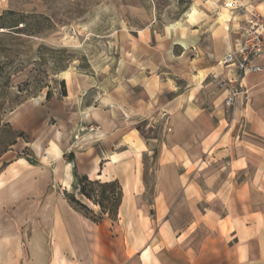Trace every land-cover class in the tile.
Instances as JSON below:
<instances>
[{"label": "crops", "instance_id": "obj_1", "mask_svg": "<svg viewBox=\"0 0 264 264\" xmlns=\"http://www.w3.org/2000/svg\"><path fill=\"white\" fill-rule=\"evenodd\" d=\"M229 46L205 53L199 68L191 57L182 64L185 52L157 50L156 82L150 66L132 53L135 61L123 66L121 93L79 109L78 122L97 129L88 136L90 144L65 142L58 131L45 145L32 144V162L10 158L12 150L2 153L0 264H264V64L240 82L250 95V111L240 112V99L227 110L214 82L235 78L234 68L219 63ZM156 118H164L165 158L148 205L142 176L121 180L116 171L127 155L135 166L151 152L147 141L156 139L143 140L136 127L153 126ZM75 174L119 179L118 217L129 197L137 208L154 210V233L143 241V230L133 224L104 218L95 223L75 210L64 195L77 191Z\"/></svg>", "mask_w": 264, "mask_h": 264}, {"label": "rangeland", "instance_id": "obj_2", "mask_svg": "<svg viewBox=\"0 0 264 264\" xmlns=\"http://www.w3.org/2000/svg\"><path fill=\"white\" fill-rule=\"evenodd\" d=\"M227 1L0 0V155L12 150L10 158L20 156L32 162V144L40 145L58 131L65 142L73 139L90 144L92 137L88 136L97 129L78 122L79 109L98 105L99 98L108 93L120 94L127 62L138 58L146 63L156 82L159 79L155 75L161 70L153 63L160 52H185L182 64L191 57L194 67L199 68L197 60L205 53L226 50L231 24L241 23L238 14L231 15ZM191 9L194 12L190 16ZM157 50L161 51L156 53ZM161 75L164 79L169 74ZM218 82L214 86L220 89ZM234 107L227 110L233 111ZM239 110L246 114L250 104L242 103ZM163 121L164 118H156L153 126H146L145 122L137 125L143 140L156 139L147 141L153 144L151 152L143 154L135 166L127 155L116 171L121 180L142 176L147 192L144 201L148 205L152 203L154 177L165 158L160 149ZM16 125L27 130L14 129ZM209 161L214 163L212 158ZM115 180L122 186L119 179ZM66 193H73L95 216L100 213L97 206L78 194V186L77 191ZM118 213L119 207L115 220L105 215L103 218L109 223L120 219L127 227L133 224L136 229L141 228L143 241L154 233L152 208H137L126 197L120 218ZM132 233V229L127 231ZM147 253L146 248L142 256Z\"/></svg>", "mask_w": 264, "mask_h": 264}, {"label": "built area", "instance_id": "obj_3", "mask_svg": "<svg viewBox=\"0 0 264 264\" xmlns=\"http://www.w3.org/2000/svg\"><path fill=\"white\" fill-rule=\"evenodd\" d=\"M231 15L238 14L241 23L230 27V46L220 64L234 68L235 78L219 80L223 104L233 107L237 100L248 104L250 95L241 85L242 77L259 72L264 64V0L252 6L232 0Z\"/></svg>", "mask_w": 264, "mask_h": 264}, {"label": "trees", "instance_id": "obj_4", "mask_svg": "<svg viewBox=\"0 0 264 264\" xmlns=\"http://www.w3.org/2000/svg\"><path fill=\"white\" fill-rule=\"evenodd\" d=\"M21 136L22 132H19L18 137ZM75 184L78 186V194L97 206L100 213L95 216L93 210L76 198L73 193H66L67 201L75 210L95 223L100 222L104 215L115 220L114 216L122 199V188L117 180H91L86 175L75 174Z\"/></svg>", "mask_w": 264, "mask_h": 264}, {"label": "bare ground", "instance_id": "obj_5", "mask_svg": "<svg viewBox=\"0 0 264 264\" xmlns=\"http://www.w3.org/2000/svg\"><path fill=\"white\" fill-rule=\"evenodd\" d=\"M227 3H228L229 6H231V4H232V0H230V1L228 0ZM225 10H228V9H225ZM223 11H224V10H223ZM193 12H194V9H191L188 13H189V15L191 16V15H193ZM228 12H229V11H228ZM225 13H226V12H225ZM226 14H227V13H226ZM223 17H224V16H223ZM184 47H186V45H184ZM101 102L106 104V103H109V102H110V99L108 98V96H104V97L101 98ZM50 146H51L52 149H55V147H56V145H55V143H54L53 141L50 142ZM94 170H96V168L93 169V172H94ZM93 172H92V173H93Z\"/></svg>", "mask_w": 264, "mask_h": 264}]
</instances>
